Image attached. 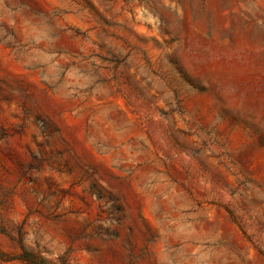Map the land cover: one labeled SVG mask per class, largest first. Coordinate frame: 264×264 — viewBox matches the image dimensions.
I'll return each instance as SVG.
<instances>
[{"label": "rangeland", "instance_id": "rangeland-1", "mask_svg": "<svg viewBox=\"0 0 264 264\" xmlns=\"http://www.w3.org/2000/svg\"><path fill=\"white\" fill-rule=\"evenodd\" d=\"M0 264H264V0H0Z\"/></svg>", "mask_w": 264, "mask_h": 264}]
</instances>
